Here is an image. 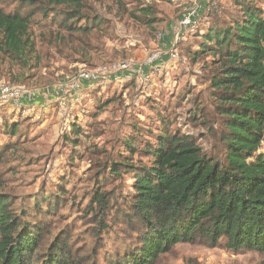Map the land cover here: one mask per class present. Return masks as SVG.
Returning a JSON list of instances; mask_svg holds the SVG:
<instances>
[{"label":"rangeland","instance_id":"374dc122","mask_svg":"<svg viewBox=\"0 0 264 264\" xmlns=\"http://www.w3.org/2000/svg\"><path fill=\"white\" fill-rule=\"evenodd\" d=\"M13 2L10 0L9 9L14 8ZM85 3L84 20L75 26L83 28L95 20L91 33L62 28L58 20L65 9L56 8L48 18L38 15L32 23L36 53L28 62L15 64L0 57V87L11 84L38 89V97L25 101L22 107L0 101V195L10 199L18 214L29 207L34 215V203L41 204L42 215L34 218H43L49 226L41 254L65 232L78 260L105 264L106 258L133 244L132 238L135 242V235L124 240L119 225L100 232L96 240L93 223L84 217L94 214L97 191L107 193L114 210L133 196L130 173L117 175L113 166L127 162L134 166L132 171L149 166L141 151L160 132L161 118L172 121L173 130L195 136L207 154L215 155L216 141L209 128H220V118L210 88L212 58H194L200 43L195 39L198 33L178 44L179 61L170 59L156 65L150 86L137 85L129 75L107 85H83L69 113L61 115L56 88L82 68L121 60L140 64L151 52L163 51L158 48L159 34L167 33L169 26L173 32L177 29L176 22L186 6L185 0ZM255 4L264 10V0ZM145 7H150L160 22L155 37L132 16ZM212 10L211 24L229 26L241 17L236 0L220 1ZM11 126L14 136L6 131ZM62 186V203L56 200V209L46 214L45 200L53 203ZM161 264H264V255L234 253L224 246L179 244L162 256Z\"/></svg>","mask_w":264,"mask_h":264},{"label":"trees","instance_id":"16d2710c","mask_svg":"<svg viewBox=\"0 0 264 264\" xmlns=\"http://www.w3.org/2000/svg\"><path fill=\"white\" fill-rule=\"evenodd\" d=\"M13 1L9 9L10 0H0V57L15 64L36 53L32 23L38 15L48 18L51 10L65 9L58 23L69 32L89 34L96 24L75 26L84 20L85 0ZM255 2L236 0L239 19L196 32L200 43L194 58H212L210 88L220 128L211 125L209 132L217 153L207 154L195 136L173 130V122L161 118L160 132L141 151L150 165L134 171L127 162L113 166V173L131 175L133 196L127 204L114 210L107 193L96 192L95 212L84 216L93 223L96 240L111 225L120 226L125 241L135 235L133 244L105 264H161L179 244L264 255V10ZM132 16L155 37L160 22L150 7ZM6 131L16 135L13 126ZM58 192L53 203L45 200L46 214L62 203L64 187ZM40 206L34 203V215L41 214ZM30 210L18 214L0 195V264H89L77 259L65 232L41 254L49 226Z\"/></svg>","mask_w":264,"mask_h":264},{"label":"built area","instance_id":"2783aa9c","mask_svg":"<svg viewBox=\"0 0 264 264\" xmlns=\"http://www.w3.org/2000/svg\"><path fill=\"white\" fill-rule=\"evenodd\" d=\"M197 2V0H185L186 6L183 8V12L177 22V32L174 36L173 47L167 53L172 61L180 60V54L177 49L178 44L185 41L190 34L200 31V5ZM209 4L212 8L216 6L212 0ZM163 36L164 34H159V41ZM164 55L163 51L156 50L151 52L140 64L131 60H121L78 70L74 76L68 78L66 82L56 88L55 95L59 100L61 115L69 113V106L74 98L76 99L80 96L83 85H107L114 80H124L125 75H129L137 85L142 87L150 86L153 81L152 71L155 68V64ZM37 90L25 85L4 84L0 87V101L13 107H22L25 101H32L38 97Z\"/></svg>","mask_w":264,"mask_h":264},{"label":"crops","instance_id":"0c3cea01","mask_svg":"<svg viewBox=\"0 0 264 264\" xmlns=\"http://www.w3.org/2000/svg\"><path fill=\"white\" fill-rule=\"evenodd\" d=\"M211 0H199V18H200V30L203 29L204 26H206V28L204 29H208L209 27H211L212 25H214L215 23L211 24V21H213V17L212 16V8L210 7V2ZM215 4L219 5V2H223V0H212ZM182 14V13H181ZM180 14V15H181ZM210 15V16H209ZM170 25V23H169ZM177 25V22H176ZM172 27L170 28V26L167 28L168 32L164 34L163 38L159 41L158 43V48H161L164 51V57L158 61L155 64V68L157 64H160L162 62L165 63L166 60H170L169 55L167 54L171 48L173 47V40H174V36L176 34V30L173 32ZM202 32L204 30H201ZM198 39V38H195ZM154 68V69H155ZM149 71V70H148Z\"/></svg>","mask_w":264,"mask_h":264}]
</instances>
